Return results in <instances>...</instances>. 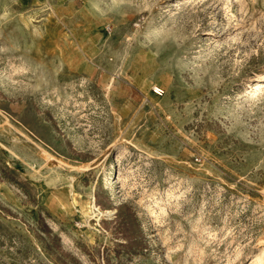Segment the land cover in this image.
Here are the masks:
<instances>
[{
  "label": "rangeland",
  "instance_id": "1",
  "mask_svg": "<svg viewBox=\"0 0 264 264\" xmlns=\"http://www.w3.org/2000/svg\"><path fill=\"white\" fill-rule=\"evenodd\" d=\"M263 67L264 0H0V264H264Z\"/></svg>",
  "mask_w": 264,
  "mask_h": 264
},
{
  "label": "bare ground",
  "instance_id": "2",
  "mask_svg": "<svg viewBox=\"0 0 264 264\" xmlns=\"http://www.w3.org/2000/svg\"><path fill=\"white\" fill-rule=\"evenodd\" d=\"M254 73H255L254 76H252L250 78L251 80L247 82L248 84H247V86L244 89V92L245 93L249 92L254 87L253 84H252L253 83L252 81H254L256 79V77H260V76L264 75V67L262 69L255 70ZM109 167L110 168H113L114 167L112 161L109 164ZM259 242L264 243V236H261L259 238Z\"/></svg>",
  "mask_w": 264,
  "mask_h": 264
},
{
  "label": "built area",
  "instance_id": "3",
  "mask_svg": "<svg viewBox=\"0 0 264 264\" xmlns=\"http://www.w3.org/2000/svg\"><path fill=\"white\" fill-rule=\"evenodd\" d=\"M152 90L154 93L159 94V95L163 92V89L158 86H154Z\"/></svg>",
  "mask_w": 264,
  "mask_h": 264
}]
</instances>
